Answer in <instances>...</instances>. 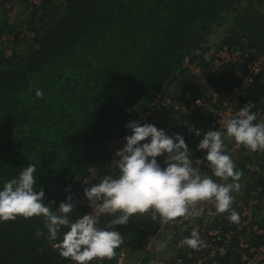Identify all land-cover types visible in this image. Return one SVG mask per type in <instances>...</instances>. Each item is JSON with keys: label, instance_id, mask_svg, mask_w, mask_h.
<instances>
[{"label": "trees", "instance_id": "trees-1", "mask_svg": "<svg viewBox=\"0 0 264 264\" xmlns=\"http://www.w3.org/2000/svg\"><path fill=\"white\" fill-rule=\"evenodd\" d=\"M54 3L60 5V12L47 24L42 22V29H33L34 35L23 37L34 40L32 50L6 55L5 45L0 48V190L4 182L35 163L36 191L43 188L45 204L54 212L67 187L89 177V170L118 175V169L108 164L105 142L128 115L147 109L139 104L147 93H164L188 105L202 97L194 89L199 76L221 96L240 85L245 64L232 63L214 71L194 55L227 16L233 17L232 24L221 44L264 55V14L252 10L251 0H50L42 6ZM5 21L0 36L13 37L6 41L13 50L18 44V26ZM186 59L198 74L182 68ZM262 70L252 86H259ZM262 86L264 90V79ZM36 89L43 91V98L36 97ZM253 96L240 103L251 101L255 104L252 111L259 116L263 112L256 105L260 108L262 96ZM160 115L157 128L182 131L183 119L166 110ZM194 119L199 117H189L187 123H197ZM185 142L195 167L199 142L190 138ZM250 160L244 158L240 164L245 175L251 174L245 168ZM255 161L263 174L252 173L244 187L250 198L257 187H263L257 196L261 201L264 158ZM207 163L200 166L202 174L210 172ZM84 214V208H74L69 217L74 222ZM112 218L102 215L100 228ZM141 222L137 214L126 225L115 226L124 236L116 252L137 246L144 236L138 230ZM37 230L43 233L39 238L34 235ZM63 233L60 229L56 241ZM47 236L43 217L0 222V264H73L51 247L54 241ZM263 242L256 239L254 243ZM41 248L43 253L38 251Z\"/></svg>", "mask_w": 264, "mask_h": 264}, {"label": "clouds", "instance_id": "clouds-1", "mask_svg": "<svg viewBox=\"0 0 264 264\" xmlns=\"http://www.w3.org/2000/svg\"><path fill=\"white\" fill-rule=\"evenodd\" d=\"M35 95L43 98L44 93L36 89ZM254 107L249 101L236 116L221 122L224 131L208 130L203 134L197 150L206 152L204 159L211 175L202 174L193 166L192 152L182 135L169 136L152 124L132 121L126 124L132 134L125 137V146L115 153L119 159L113 161V168L118 169V175L105 176L90 188H84L91 213L71 221L69 214L74 209L71 195L54 212L45 204L43 188L36 191L37 168L33 163L4 182L0 190V222L43 217L47 239L51 241L57 240L61 227L67 228L56 248L62 258L73 264L112 260L116 249L124 243V236L114 230L115 226L126 225L137 214L153 212L163 223L184 224L202 215L198 205L214 201L218 214L227 213L229 222L239 224L240 214L232 207L233 193L240 192L244 174L228 153L225 136L252 152L264 153V120L256 122L258 114L252 111ZM160 156L165 157L166 167L158 163ZM101 215L113 217L104 228L97 226ZM34 235L39 238L43 233L37 230ZM181 244L196 251L207 246L195 228ZM165 246L158 241L157 251ZM38 251L43 253V248Z\"/></svg>", "mask_w": 264, "mask_h": 264}, {"label": "built area", "instance_id": "built-area-1", "mask_svg": "<svg viewBox=\"0 0 264 264\" xmlns=\"http://www.w3.org/2000/svg\"><path fill=\"white\" fill-rule=\"evenodd\" d=\"M50 0H4V8L6 17L9 21H13L19 6H30L33 9L40 8L43 4ZM9 36H1V44L6 42ZM9 40H12L11 38ZM254 50L250 48L231 49L221 43H206L198 48L194 55L203 59L212 69L229 68L232 63H243L246 65V71L241 78V83L235 87L226 96H218L214 94L204 102L200 98L193 99L188 105L179 103L170 96L159 93L151 96L149 93L140 101V105L146 106V110H140L135 114L128 115L120 125L110 135L105 142L104 148L109 157L108 164L112 169L113 161L119 157L115 153L121 150L125 144V137L132 134L131 129L126 124L132 121L143 124L156 125L160 120L163 110L169 112V115L176 116L182 122L183 129L180 132L165 130L166 134L172 136L179 133L184 139L190 138L193 141H200L203 136L201 133L203 122L199 123L201 117L212 116L214 118V126H210L209 130H222L221 122L234 117L238 114L247 102L240 103L241 99H247L255 94V86H252L255 77L263 72V57L256 56ZM190 62L188 59L185 64ZM183 67L184 64H182ZM188 66V65H187ZM189 70L191 67H188ZM215 71V70H214ZM199 101V103H197ZM199 114L197 123H187V118ZM264 119V113L258 116L256 122ZM164 130V129H163ZM199 133L200 135H197ZM240 149V145H236ZM205 151H199L194 158L195 167L200 170L202 163L207 162L204 157ZM164 163V156L158 157ZM165 164V163H164ZM250 172L259 171L258 167H249ZM90 175L78 182L77 185H69L65 191V198L59 202L66 201L71 195L73 197L74 208H84L87 213H91L89 202L84 196V188H90L98 183L106 175L95 174L93 170H89ZM201 172V171H200ZM87 181V183H85ZM263 187L259 186L251 193L249 201L242 199H234L232 207L240 214V223H231L226 219L227 213L218 214L215 209V202L209 201L198 205L202 208V215L190 221L163 223L158 214L149 212L141 217L142 222L138 226V230L144 233L136 248L124 247L116 252V256L112 262L93 261L92 264H264V242L256 244V239L264 240V218L263 222L257 223L253 219L252 206L258 202L259 193H262ZM58 204V206H59ZM58 210V208H57ZM71 214V213H70ZM69 214V215H70ZM156 215V219L153 216ZM102 216V215H101ZM98 217L97 226L100 224ZM70 219V217H69ZM187 226V230H183ZM198 230L201 238L206 242V247L196 251L186 245H182L181 241L190 236L192 229ZM64 232L68 229L61 227ZM164 242L168 250L161 249L157 251V242ZM59 242H53L51 247L57 249ZM170 247V248H169ZM134 255H133V253ZM228 262V263H226Z\"/></svg>", "mask_w": 264, "mask_h": 264}, {"label": "rangeland", "instance_id": "rangeland-1", "mask_svg": "<svg viewBox=\"0 0 264 264\" xmlns=\"http://www.w3.org/2000/svg\"><path fill=\"white\" fill-rule=\"evenodd\" d=\"M251 1H252V10H257V12L259 14H264V0H251ZM60 9H61V7L57 3L47 4L45 6H41L38 9H33L30 6L22 5V6L18 7V12H17L14 20L13 21H9L7 19V17H6V11H4L5 10V8H4V0H0V26H3L1 24L3 23V21L6 20L5 21L6 24H15V25H17L18 27H17V30L15 32L16 33L19 32L18 38L15 39L16 40L15 42H18V44L14 47L15 49L12 50L11 46H13V45H10L9 43L4 42V43H2L3 45H5V46L2 47L3 52H5L6 55H10L11 51H16L15 53H21V52L22 53H26V52H29L30 50H32L35 47L34 40H31V38H30V40H28V39L23 38V37L32 36L31 35L32 31L35 32V30H33V29H37V30L42 29L43 26H44L42 24V22L47 24L49 21H51L50 20L51 18H54L55 15L60 12L59 11ZM232 19H233L232 16L231 17L227 16L225 18V21H223V23L221 25L216 26L213 29V31L208 36L205 37L206 43H211V44L221 43L223 38H224V36H226V32H228V27L231 26V24H232L231 23ZM3 35H1V36H3ZM1 36H0V39H1ZM5 36H9V35H5ZM10 38L12 40H14L12 36H9V39ZM19 38L20 39H25V40H19ZM252 50H254V49H252ZM254 52H255V50H254ZM256 54H257L256 56L263 57L262 67L264 68V55L258 54V53H256ZM183 64L185 66V67L182 66L183 69L189 70L188 67H191V69L189 70L191 75L198 74L195 71V67H194L193 63L188 62V64H185L183 62ZM214 70L217 71L216 68H214ZM263 79H264V77H261L259 79V83H258L259 86L255 87V93L256 94H254V96H253L254 98H258L259 96H262L258 100V103L261 104V105H264V90H263V86H262ZM195 83H196V86L194 88L195 89V95H202V97H200V99H202L204 102H207L206 100L211 96V94L212 95L217 94L218 96H221L220 94H218L212 88L211 84L208 81H206L205 78L199 76L197 78V80L195 81ZM261 105H260V108L256 105V108H257L256 110H262V112L264 113V107L262 108ZM198 115L199 114H197L195 116H192V119L194 117H197ZM201 118L203 119V124H204V125H202L203 129H202L201 133L204 134L205 132H207L209 130L208 128L212 125V121L214 120V118L211 115L208 116V117H203L202 116ZM194 120H196V119H194ZM155 126L157 127L158 124H156ZM161 128L164 129V127H161ZM158 129H160V127ZM202 138H203V136H202ZM144 142H148V141H143V143ZM236 145L237 144H236V142L234 141L233 138L225 136V146H226V148L228 150V153L231 155L232 159L234 160V162L236 164V168L238 170H239L240 164L243 162L244 158H247V157L251 158L250 161L245 163V168L246 169H247V166H249V167H253V166L257 167V164H256L255 160L256 159L261 160V159L264 158V155H261L262 152H252V151L246 149L243 145H240V149H239V148H237ZM260 156H263V158H261ZM158 160L159 159H157V161ZM247 171L250 172L248 169H247ZM94 173L95 174H92L93 175L92 178H96V176H97V172L94 171ZM252 173H257L258 175H262L263 174V172H261V171H258V172L257 171H253V172H251V174ZM207 174L208 175L212 174L211 173V169H210V172H208ZM250 175L249 174L248 175H245V174L243 175V178L241 180L242 188H241L240 192L239 193H233L235 199H242L244 201H249L250 197L247 196V193H246L247 188L245 189L244 185L248 186V184L246 183V180H248L247 178H249ZM213 178L218 180V178H215V177H213ZM218 182H220V181L218 180ZM229 182H231V181L229 180ZM252 215H253L254 220L257 223L259 222V220H262L264 218V203L263 202H258V203L254 204L252 206ZM54 242H59V241H54ZM132 248L134 249L136 247H132ZM162 249L163 250L164 249L168 250V248L166 246L163 247ZM133 255H134V253H133ZM226 263H228V262H226Z\"/></svg>", "mask_w": 264, "mask_h": 264}]
</instances>
